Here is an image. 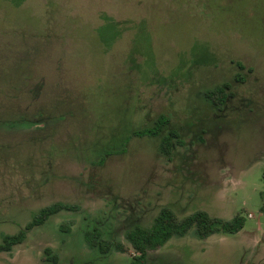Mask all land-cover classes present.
<instances>
[{
    "label": "rangeland",
    "instance_id": "1",
    "mask_svg": "<svg viewBox=\"0 0 264 264\" xmlns=\"http://www.w3.org/2000/svg\"><path fill=\"white\" fill-rule=\"evenodd\" d=\"M224 83L220 108L199 95ZM160 114L180 135L170 155L133 137L97 164ZM263 170L264 0H0V243L41 208H79L0 264H130L125 233L163 207L243 227L192 229L147 264H264ZM93 228L124 251L91 247Z\"/></svg>",
    "mask_w": 264,
    "mask_h": 264
},
{
    "label": "trees",
    "instance_id": "2",
    "mask_svg": "<svg viewBox=\"0 0 264 264\" xmlns=\"http://www.w3.org/2000/svg\"><path fill=\"white\" fill-rule=\"evenodd\" d=\"M235 64L240 70L245 68L241 62H235ZM236 80L243 81L244 77L237 74ZM231 87L230 83H224L212 89L200 90L199 95L214 106L220 108L229 98L233 97ZM169 123L170 119L168 116L160 114L150 127L132 130L131 133L123 139L120 150H105V154L100 158L97 164H103L108 155L124 153L126 145L133 137H160V151L165 155H170L172 141H178L180 135L179 132L174 129L167 130L166 134H163ZM78 209L76 205L60 202L41 208L32 221L25 226L24 230H20L13 235H5L2 238L0 253L10 252L14 246L23 243L27 238L28 231L32 230L34 227L43 225L50 217L63 211L76 212ZM242 227L243 219L239 216H236L231 221H227L221 218L210 217L204 211H196L180 220L170 208L163 207L149 227L136 225L125 233V239L135 253L130 264H147V258L150 252L163 247L172 237H182L192 229H194L197 237L205 239L218 233H236L240 231ZM84 238L91 247L98 248L99 251L104 254L113 250L123 252L125 249L121 242L114 243L110 240L103 239L102 232L99 228L86 231ZM49 251L50 250H46V252ZM48 258L54 263L58 261L56 255H48Z\"/></svg>",
    "mask_w": 264,
    "mask_h": 264
}]
</instances>
